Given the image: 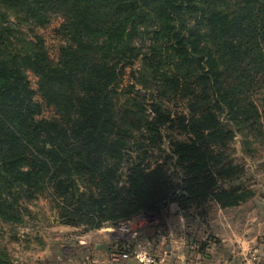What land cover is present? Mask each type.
Listing matches in <instances>:
<instances>
[{
  "label": "trees",
  "instance_id": "16d2710c",
  "mask_svg": "<svg viewBox=\"0 0 264 264\" xmlns=\"http://www.w3.org/2000/svg\"><path fill=\"white\" fill-rule=\"evenodd\" d=\"M58 16L55 61L36 30ZM137 64L129 76L142 94L122 89ZM124 92L135 97L119 103ZM174 99L181 113L163 109ZM263 116L264 0H0L4 222L19 218L20 196L36 194L51 195L69 226L88 230L163 203L200 219L212 204L237 207L252 196L232 187L243 169L224 155L231 124ZM176 129L183 139L168 137L171 168L153 164L163 132ZM0 264L14 263L4 253Z\"/></svg>",
  "mask_w": 264,
  "mask_h": 264
},
{
  "label": "rangeland",
  "instance_id": "374dc122",
  "mask_svg": "<svg viewBox=\"0 0 264 264\" xmlns=\"http://www.w3.org/2000/svg\"><path fill=\"white\" fill-rule=\"evenodd\" d=\"M61 22L62 20L59 16L54 17L48 27L36 30V34L43 38L48 47L49 54L55 61L58 59L57 50L62 42L61 36L58 33ZM138 70L139 64L136 65L135 69L127 68L126 76L122 81V89L126 90L128 87L135 85L136 90L141 94L144 93L142 87L136 85V82L129 76L131 71ZM27 78L31 88L36 92L34 99L39 103H43V99L38 92L37 79L30 73H28ZM133 96L124 92V95H121L118 102L123 103L125 100L135 97ZM256 97L259 105L263 95L259 93ZM177 99H174L169 104L162 102L163 109L172 111L175 114L177 111L181 113L184 110V106ZM44 117H54L53 111L50 108H46ZM231 127L235 136L229 143L224 155L227 156L228 161L233 166L243 169V175H241L237 184H234L232 187L242 189V191H246L247 193L249 192L252 197L242 207L234 210L229 209L220 212L217 205H209L208 214L202 219L211 221L220 230L223 227L226 228V221L229 223L231 218H238L242 224L244 223L248 226L252 237L255 234L263 235L264 233H261V230L263 232L264 116L253 126L249 125L239 128L231 124ZM170 131L163 132L160 148L151 151L155 161L153 164H165L164 167L167 169L168 166L171 168L170 166L173 164L168 137L172 136L176 139H183V135H180L177 129ZM134 157L135 154L133 152L128 150L124 152L125 160L132 162ZM149 157L152 158V155H149ZM157 159L158 161H156ZM173 169L174 167L170 171ZM121 178L123 184L125 181L124 175H121ZM77 184L81 192L87 189L82 181H79ZM17 201L21 208H15L12 215L19 216V218L9 222H4L0 218V254L7 253L14 264H50L55 261L52 252H57L59 257L64 260V264H89L88 261L94 259L101 262L105 252H98L96 243H101L102 245L110 243L112 238L109 236L108 231L106 232L105 230H112L116 227V223H125L130 226L127 241H135L149 234L150 231H153L154 227L157 229L164 225L162 218L170 219L165 223L169 224V233L176 235L177 238L181 237L182 234L196 233L194 225L186 226L183 224V214L188 217L193 216L192 213L184 210L172 209L170 218H168L169 215L164 217L158 215L157 211H153V215L147 214L152 212H146L129 220L123 219L107 223L100 229L88 230L84 226H69L59 206L51 199V195L36 194L32 199L20 196ZM161 208L163 207L161 206ZM16 211H19V214ZM88 257L89 259H87Z\"/></svg>",
  "mask_w": 264,
  "mask_h": 264
},
{
  "label": "crops",
  "instance_id": "0c3cea01",
  "mask_svg": "<svg viewBox=\"0 0 264 264\" xmlns=\"http://www.w3.org/2000/svg\"><path fill=\"white\" fill-rule=\"evenodd\" d=\"M243 204L245 203L226 209L217 207L220 212H223L240 208ZM172 209L182 210L180 206L171 204L168 209H160V216L169 215L168 218H170ZM183 217V224L194 225L195 234H182L177 238L176 235L169 233V224L165 222L170 219L165 218H162L164 225L157 229L154 227L149 234L135 241L122 242L108 232L112 238L110 243L103 245L96 243L98 252H105L104 258L101 262L94 259L88 263L144 264L141 257L143 258L145 254L149 260L160 264H264V234H255L252 237L248 226L242 224L238 218H231L229 223L226 221V228L218 230L211 221L188 217L184 214ZM262 227L261 233H264V223ZM52 254L55 261L50 264H64V260L57 252ZM114 257H118L115 262L112 260Z\"/></svg>",
  "mask_w": 264,
  "mask_h": 264
},
{
  "label": "built area",
  "instance_id": "2783aa9c",
  "mask_svg": "<svg viewBox=\"0 0 264 264\" xmlns=\"http://www.w3.org/2000/svg\"><path fill=\"white\" fill-rule=\"evenodd\" d=\"M116 227H114L112 230H108V232L111 235H115L114 237L122 242H130L127 241L129 238L128 235V231L130 230V226L127 224H115ZM141 259H143L144 264H160V263H154V261L149 260V258L146 257V255L144 254L143 258L141 257ZM113 262H115L116 260H118V257H114ZM162 262V261H161Z\"/></svg>",
  "mask_w": 264,
  "mask_h": 264
},
{
  "label": "flooded vegetation",
  "instance_id": "af4514ba",
  "mask_svg": "<svg viewBox=\"0 0 264 264\" xmlns=\"http://www.w3.org/2000/svg\"><path fill=\"white\" fill-rule=\"evenodd\" d=\"M182 195H183V194L180 193V196H182ZM170 206H171L170 203H166V205H162V207H163V208H166V209H168ZM161 209H162V208H161ZM157 212H158V215H160L161 210L159 209V210H157Z\"/></svg>",
  "mask_w": 264,
  "mask_h": 264
},
{
  "label": "water",
  "instance_id": "95a60500",
  "mask_svg": "<svg viewBox=\"0 0 264 264\" xmlns=\"http://www.w3.org/2000/svg\"><path fill=\"white\" fill-rule=\"evenodd\" d=\"M162 205H166V203H163ZM152 213H147V214H151V215H153L154 213H153V211H151Z\"/></svg>",
  "mask_w": 264,
  "mask_h": 264
}]
</instances>
